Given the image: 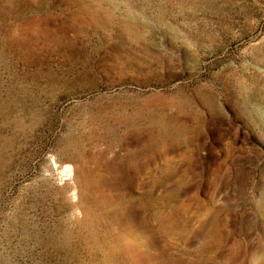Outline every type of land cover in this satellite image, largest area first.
Masks as SVG:
<instances>
[{"label": "rangeland", "instance_id": "rangeland-1", "mask_svg": "<svg viewBox=\"0 0 264 264\" xmlns=\"http://www.w3.org/2000/svg\"><path fill=\"white\" fill-rule=\"evenodd\" d=\"M0 264H264V0H0Z\"/></svg>", "mask_w": 264, "mask_h": 264}]
</instances>
